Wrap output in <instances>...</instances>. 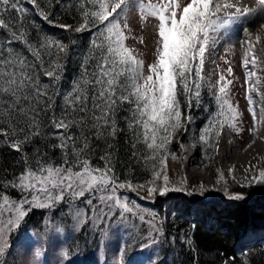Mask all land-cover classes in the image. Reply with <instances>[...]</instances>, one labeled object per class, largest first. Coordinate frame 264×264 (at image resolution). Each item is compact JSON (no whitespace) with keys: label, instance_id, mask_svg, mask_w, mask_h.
Returning a JSON list of instances; mask_svg holds the SVG:
<instances>
[{"label":"trees","instance_id":"trees-1","mask_svg":"<svg viewBox=\"0 0 264 264\" xmlns=\"http://www.w3.org/2000/svg\"><path fill=\"white\" fill-rule=\"evenodd\" d=\"M19 4L25 10L22 13L9 11L3 14L10 27L0 29V44L11 39L13 31L21 29L33 49L51 42V47L39 51L44 68L54 67L60 78L53 80L46 76L28 46L21 42L11 44L16 54L22 55L27 64L33 66L26 71L34 78L38 77L41 87H48L44 89L47 95L39 103L33 102L35 111L29 116H19L11 123L0 117V129L3 130L0 131V213L3 220L14 218V213L8 210L9 205L3 204L4 196L10 202L31 200V192L11 186L26 167L36 169L37 161L68 166L63 163L62 150L55 145L59 135L69 134L78 141L77 147L87 138L89 148L82 155L92 167H110L117 182H127L117 196L130 202L137 215L126 213L125 221L119 218L117 210L110 221L93 223V216L85 204L89 196L96 203V197L91 193L79 199L66 194L65 199L49 207L26 203L23 206L26 215L17 221V226L0 236V248L3 249L0 264H23L25 257L26 260L35 259V264H264V181L254 179L251 186L242 187L219 176V185L205 190L207 193H194L197 190L192 188L190 191L191 188L185 187L184 191L174 190L156 199V204L148 202L142 195L149 193L150 187L159 185L155 173H160L163 168L164 163L160 160L165 162L174 157L172 136L186 127L189 119L195 121L196 129L203 126L207 129L215 118L216 97L206 81L195 75L198 59V64L194 62V67L191 66L187 83L194 89L193 81L198 82L200 95L192 97V105L187 103L185 95H178L181 126L171 131L162 148L153 151L145 143L143 129L139 125L129 127L135 105L119 101V94L131 81V75L118 77L122 83L114 97L117 103L111 114L115 134H109L110 126L93 127V114H98L92 100L96 89L84 85V80L92 78L101 53L107 51L105 36L101 34L107 21L101 24L89 16L86 29L80 32L74 29L85 23L84 13L98 11L99 4L95 0H37L39 7L29 0H19ZM42 13L47 14V20ZM61 43L63 51L57 46ZM100 44H103L102 48L96 47ZM77 88H87V112L72 111L66 103V97L75 95ZM229 97L228 94L231 104ZM2 111L3 106H0ZM235 111L230 112L234 117ZM66 113L77 123L67 131L54 128L53 118L64 117ZM32 119L35 123L30 126ZM34 129L38 130L37 135H32ZM13 130L14 135L11 134ZM26 133L28 139L23 142L22 151L11 147L12 140H23ZM163 138V133H158L157 143ZM73 160L70 145L69 164ZM262 171L263 168L254 170V177L258 178ZM169 202L171 210L165 215L162 204L165 203L167 208ZM78 207L82 210L81 216L76 214ZM147 212L151 215H146ZM141 215L145 218L143 222L139 219Z\"/></svg>","mask_w":264,"mask_h":264},{"label":"snow or ice","instance_id":"snow-or-ice-1","mask_svg":"<svg viewBox=\"0 0 264 264\" xmlns=\"http://www.w3.org/2000/svg\"><path fill=\"white\" fill-rule=\"evenodd\" d=\"M34 6L39 7L37 0H29ZM99 4L98 11L91 13L85 12V23L76 27L74 31L80 32L87 28V17L91 16L95 22L104 24V32L107 44V51L101 53V58L96 64V68L92 73L91 79H85L84 85H90L96 89V95L92 97L93 108L98 109V114H93L95 123L93 127L103 128L111 127L110 135L115 134L114 121L111 120V114L115 108L117 100L118 88L122 82L118 81V77L122 75H131L132 79L128 85L123 86V91L119 94L120 102H129L135 105L133 116L129 122V127L139 125L143 129L145 143L150 149L155 151L162 148L171 131L180 127L182 112L180 109V101L178 95H185L187 103L192 105V97H199L200 84L193 81L195 88H190L187 81L192 73V65L199 60V66L195 69L196 77L200 76V67L203 65L204 55L207 48L214 40L211 35L217 33L220 29L237 22L242 15H248L251 9L241 10L235 8V14L221 18L218 13L221 11V5L216 3L212 5L213 0H191L187 6L182 8V12L177 18V9L180 5L176 0H167L165 3L154 5L152 3L145 4L143 0H95ZM224 8H232L233 4H224ZM130 9H138L142 16L145 12L148 15L158 19V36L159 48L158 57L154 64L149 66L148 75H143V62L132 55L131 50L124 45V35L121 29L120 20L117 17L126 15ZM258 10L264 12V0H258ZM15 12L17 14L25 11L20 7L19 0H0V29H8L10 24L3 19L6 12ZM115 14V15H114ZM45 20L48 19L47 14H43ZM109 17H112L109 19ZM213 17H216L213 19ZM63 28H69L68 25H60ZM127 23L124 28H127ZM247 32V29H244ZM261 37L256 36L259 41ZM13 42H21L28 46L29 51L40 61L44 74L53 80H59V75L54 71V67L44 68L43 60L39 49L51 47L41 44L38 49H33L31 44L24 38V31H13L11 39L0 44V106L3 111L0 117L6 118L10 123L19 116L27 117L35 109L32 107L33 102L39 103L40 99L47 95L44 90L48 85L43 87L39 84L38 77L34 78L26 69L33 67L27 64L26 59L22 55H17L16 51L11 47ZM95 44V42H93ZM61 51L64 50L63 44L57 45ZM102 48L103 44L96 45ZM257 59L253 54L252 61ZM245 67L249 63L248 59L244 61ZM231 72V69H229ZM87 76V71H85ZM221 81L224 77H220ZM141 81H143L141 83ZM230 83V82H229ZM179 85V91H178ZM75 95L66 97V103L72 108V111L87 112V101L89 100L87 88L75 89ZM219 92L226 95L225 86L219 88ZM127 93V94H125ZM222 105L227 106L229 112H234L233 106L229 100L224 98L221 100ZM249 105L253 103L252 97H248ZM250 113L255 120L256 113L250 107ZM70 114L66 113L64 117L53 118L52 124L56 129H64L67 131L70 127L77 123L75 119L69 118ZM261 117L264 118V110H261ZM234 120L235 117H230ZM84 118L81 117L80 123L83 124ZM35 121H30V126ZM230 126L235 129V124ZM0 131H3L0 129ZM23 131V129H21ZM163 133L164 138L157 143V134ZM6 135L8 133H5ZM15 134V130L11 133ZM38 130H33L32 135H37ZM28 139L26 133L21 139L11 141V147L17 151H22V144ZM151 143H148V141ZM78 141L72 135H59L58 143L55 147L60 148L64 154V165H52L37 161V168L26 167L16 180L11 182V186L19 188L21 191L32 193L31 200L18 202H10L7 196L2 198L3 204L9 205L8 210L14 213V218L10 217L6 221L0 213V236L6 230H11L17 226V221L26 215L24 204H30L38 207H49L56 201L65 199L66 194L72 199L85 197L86 193H92L96 196V203L93 202L91 196L85 201L90 213L93 216V223L102 224L110 221L119 210L121 220L124 219L126 213L137 215L135 209L130 205L124 197L117 196L119 189H123L126 183H119L112 176L110 167L94 168L86 156L82 155L88 148L89 144L85 137L82 146L77 147ZM71 145V155L74 160L71 164L68 161V149ZM163 164L164 160L161 159ZM27 165V161L25 160ZM78 169V170H74ZM159 175V173H155ZM259 181H264V171L259 173ZM168 177L164 176L165 184ZM132 187V185H128ZM143 187V186H141ZM178 190V189H172ZM55 191V195L53 194ZM157 191L155 187L148 189L149 194ZM168 191L167 188L160 190V195H164ZM43 196L44 200H40ZM2 207V205H0ZM77 216L82 215V210L76 209ZM143 222L144 216H139ZM155 227V225H153ZM151 235V233H149ZM154 239V237H153ZM3 249L0 248V252Z\"/></svg>","mask_w":264,"mask_h":264},{"label":"rangeland","instance_id":"rangeland-1","mask_svg":"<svg viewBox=\"0 0 264 264\" xmlns=\"http://www.w3.org/2000/svg\"><path fill=\"white\" fill-rule=\"evenodd\" d=\"M250 1L256 3L258 7V0ZM143 2L145 4L150 2L154 5H159L160 3L167 2V0H143ZM190 2L191 0H176V3L180 5V8L177 9V18H179L182 8L187 6ZM217 3L221 5V8H223L224 4H233L234 7L225 8L233 14H235L236 7L243 10L248 5L245 0H218ZM117 18L120 20L121 29L125 37V47L131 50L133 56L143 62V75L146 76L150 74L148 71L149 66L154 64L158 57V19L148 15L147 12L142 16L138 9H130L126 15ZM248 20H250L249 16L242 15L241 19L237 22H245ZM125 23L128 25L127 28H124ZM262 25H264V16H258L253 25L244 26L240 34L245 32L244 29H255ZM231 33H233L231 30H226V34L222 39L227 40L228 35ZM210 35L211 40L216 41L215 45H217L220 40L216 33ZM232 36L233 41L227 42V44H223L219 48H216L214 43L210 42L204 55L203 65L200 67V76L206 81L208 88L216 97L217 102V106L215 105L216 108L214 110L215 118L212 120L213 122H211V128L207 127L206 129V126H203L202 128L196 129L195 121L189 119L188 125L181 128V131H177L176 135L172 136L175 153L174 157L164 162L163 168L157 177L159 183V185L157 184L156 186L157 191L152 194L147 192L142 193L148 202L156 204V199L163 196L165 197L167 193L174 191L172 189L184 191L185 187L191 188L190 191H192V188L197 190V192L193 191L194 193H207L205 190H211L219 185V176L225 180H231L239 186L248 187L254 183V170L264 169V158H262L261 160H255L251 163L250 169L246 171L243 176L236 175L233 170H229L228 172L225 170L224 167L227 162L222 161L219 163L214 159V148L221 134H227V138L236 140L241 146L250 135L251 129L252 114L248 107H244L238 102L239 107L236 108L237 112L235 111L236 117L230 122L229 118L233 116L225 105H222L221 101L217 99V97H220L221 100L228 98L229 82H232L235 93L236 91L243 92L240 88V75L235 64L237 63V53H245L246 49H238V51L232 53L231 48L234 46L238 47V42L234 40V38L238 39V37ZM239 40L243 41V38ZM208 58L211 66H208ZM198 61H196L195 64H198ZM229 69H231V72H229ZM221 76L224 77L223 81L220 79ZM142 82L143 81H141V83ZM222 85L226 88V95L219 92V88ZM254 104L257 105L258 101H255ZM230 123L235 124V129L230 126ZM199 173H202V175H199ZM165 175L168 177L167 184H165L164 181ZM164 188H167L168 191H166L164 195H160V190ZM208 199L211 200L210 198ZM172 200H175V198ZM170 203L171 202L168 203L167 208L165 207V203L162 204L165 215L171 210ZM146 215L150 216L151 214L147 212ZM35 262V259L26 260L25 257L23 264H35Z\"/></svg>","mask_w":264,"mask_h":264},{"label":"bare ground","instance_id":"bare-ground-1","mask_svg":"<svg viewBox=\"0 0 264 264\" xmlns=\"http://www.w3.org/2000/svg\"><path fill=\"white\" fill-rule=\"evenodd\" d=\"M218 0H213L211 7H214ZM248 5L244 9H251L249 16L250 20L245 22H235L226 28L220 29L216 35L219 38L217 45L216 41L214 45L216 48L221 47L227 42L233 41V36L238 42V47L234 46L231 48V52L234 53L238 49L245 48L244 52H238L236 57V64L238 73L240 75V88L243 92L233 90L232 82L229 83V96L231 105L234 109L238 106V102L244 107L252 108L256 117L253 119L251 115V129L250 135L240 146L236 140H230L227 138V134H221L217 140L214 148V159L221 163L222 161L227 162L225 164V170H233L236 175H244L246 171L250 169L251 163L255 160H261L264 158V118L261 117V110H264V25L251 29L248 28L247 32L240 34L244 26L253 25L258 16H264V12H260L256 3L250 0H245ZM233 13L227 11L224 7L218 13L221 18H226L228 15ZM216 17H213L215 19ZM241 19V18H240ZM231 30L233 33L228 35L227 40L222 38L226 34V30ZM238 33V34H237ZM259 35L261 39L256 40V36ZM243 38L242 40H239ZM253 54L257 59L253 62ZM245 59L249 60L247 67H245ZM251 96L253 103L249 105L248 97ZM258 101V104H254ZM202 175V173H199Z\"/></svg>","mask_w":264,"mask_h":264}]
</instances>
